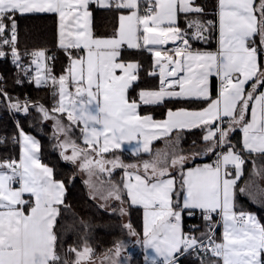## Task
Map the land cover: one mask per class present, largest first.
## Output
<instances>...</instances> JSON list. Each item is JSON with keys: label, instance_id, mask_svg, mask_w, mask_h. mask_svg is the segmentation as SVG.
Returning a JSON list of instances; mask_svg holds the SVG:
<instances>
[{"label": "snow or ice", "instance_id": "1", "mask_svg": "<svg viewBox=\"0 0 264 264\" xmlns=\"http://www.w3.org/2000/svg\"><path fill=\"white\" fill-rule=\"evenodd\" d=\"M93 2L101 8L128 11L119 16L112 36L93 34L89 11ZM203 12L195 0H0V58L8 54L7 47L26 75L35 66L30 83L53 88V97L58 99L51 110L42 104L32 106L43 119L55 121L61 158L87 173L85 184L92 198L121 205L127 198L131 205L143 208L142 244L147 264H178V254L189 250L210 253L215 258L211 264H264V224L251 213L236 210L238 192L264 204V187L251 181L254 193L238 185L244 174L242 153L264 156V91L260 90L264 89V0H218L215 22L200 19ZM33 13L58 17V47L68 57V65L58 77L47 63L54 57L47 56L45 50L31 52L29 66L20 63L17 15ZM214 29H218L215 52L193 48L192 42L207 43ZM169 43L176 47L167 49ZM125 45L146 49L152 55L149 75L159 70V88L140 90L138 99H130L128 91L139 79L140 64L119 60ZM213 76L220 81L215 98L210 87ZM0 95L10 100L2 89ZM166 100L205 106L199 110L169 108L162 121L139 112L141 105H161ZM9 107L27 114L29 101L10 103ZM225 117L227 128L217 123ZM73 125L80 128L83 147L70 138ZM192 128L206 129L203 152L185 155L176 150L177 137L170 141L171 152L153 153L154 140ZM236 128L242 132L240 150L229 139ZM13 140L20 146L19 159L0 161V264H92L93 249L86 240L82 248L69 246L67 252L75 256L72 261L57 251L55 229L64 205L65 184L54 179L53 169L41 163L38 140L22 128ZM132 141L136 142L131 148L133 155L149 153L151 159L126 164L119 156L106 157ZM208 153L216 156L211 164L186 167L189 160ZM117 168L124 170L119 183L111 180ZM103 173L109 179L98 185L92 178L99 179ZM252 175L264 180V169L254 165ZM25 193L31 201L23 199ZM197 210L208 222L207 232L199 237L183 227L184 215L192 216ZM120 213L125 214L123 207ZM214 215L223 223L220 242L215 239ZM80 227L89 225L81 220ZM124 227L130 235H137L130 224ZM121 247L118 242L109 253L119 257ZM105 258L110 257L105 254ZM111 264L119 262L113 259Z\"/></svg>", "mask_w": 264, "mask_h": 264}, {"label": "trees", "instance_id": "2", "mask_svg": "<svg viewBox=\"0 0 264 264\" xmlns=\"http://www.w3.org/2000/svg\"><path fill=\"white\" fill-rule=\"evenodd\" d=\"M196 4L204 9L200 14L202 20L217 21L218 0H195ZM259 0H257V3ZM92 14V31L97 37L112 36L117 30L118 17L124 10L100 9L95 5H90ZM181 25L184 24V17H180ZM18 24V44L17 47L21 56V65L30 63L26 57L29 50L46 49L54 55L53 74L57 77L63 74L64 69L68 65V57L64 50L56 47V16L55 14H27L17 15ZM217 40V32L214 29L209 35L207 44L200 42H192L194 49H205L215 46ZM9 52L7 47L4 49ZM120 60L124 62L132 61L140 64L139 79L132 85L128 91L130 99H138V93L142 89H158V70L155 69L156 75H149L153 71V57L147 50H122ZM264 62V55L261 56ZM20 81V83H17ZM248 87V86H247ZM0 89L8 94L9 99H5L0 95V161L5 159L19 158V144L14 142L13 138L18 137L19 130L22 128L26 134L34 136L40 143L39 158L41 163L53 169V176L56 180H62L65 184L64 205H61V215L57 218V226L55 231L58 235L57 251L62 257H67L69 261L75 259L74 254L68 253L69 246L82 248L85 240L93 249L92 263L95 261L106 260L105 254L109 257L110 249L120 242V255L128 259V264H146L142 240H143V217L142 209L129 204L127 198L125 203L120 204L119 201L113 200L107 207L100 205L89 198L84 181L79 177L72 163L63 160L60 155V149L57 146V137L54 134L53 127L42 122L41 113L32 105L42 104L45 108L51 110L56 104L58 97H53V88L37 87L30 83L25 73L12 63L9 56L0 59ZM216 96L215 89H212V97ZM25 100L29 101V112L25 114L17 112L9 107L10 103L19 101L21 104ZM205 106L199 102L187 103L177 102L175 100L165 101L161 105H141L139 112L141 115H151L154 119H163L169 108L176 110L178 108H187L189 110H197ZM58 115V114H57ZM63 122L68 124L66 116ZM19 123V128L17 124ZM228 124L224 126L227 128ZM204 133L203 128H196L189 131L174 132L170 139L174 136L179 137L180 148L185 155L192 152H203L205 142L202 139ZM72 136L77 144L84 146L81 142L80 128L72 126ZM231 143L236 146L237 150L242 148L240 129L236 128L229 137ZM165 140H158L152 144L153 153L166 143ZM242 155L245 158L244 174L238 181L240 187H246L255 181L261 187H264V180L258 176L252 175L253 166L256 169H264V156L260 154H251L244 151ZM119 156L126 164H140L144 160H149L151 155L140 154L134 156L128 152L115 150L106 157L113 158ZM212 153L197 156L193 160H189L186 167H193L198 163L211 162ZM124 170L117 168L111 173L112 182L119 183L123 177ZM108 179L109 178H105ZM67 205V207H65ZM125 209V214L120 213V208ZM115 209V211H113ZM236 210L252 213L257 220L264 224V204L258 200L254 201L246 194L237 193ZM86 222L89 227L83 229L80 227V221ZM183 223L185 225L195 226V232L199 237L202 232H207L208 224L204 221H196L194 218L184 215ZM73 224L75 227L68 228ZM130 224L132 229L137 233L133 236L129 234V230L124 227ZM216 240H220V233L215 235ZM215 258L207 257L202 259H194L193 254L189 253L178 259V264H201L203 260L205 264H211V260ZM217 264H220L217 261Z\"/></svg>", "mask_w": 264, "mask_h": 264}, {"label": "crops", "instance_id": "3", "mask_svg": "<svg viewBox=\"0 0 264 264\" xmlns=\"http://www.w3.org/2000/svg\"><path fill=\"white\" fill-rule=\"evenodd\" d=\"M91 4H93V5H95L96 7H98V8H100V9H105V8H101V7H99L98 6V4H96L95 2H93V3H90L89 4V7H90V5ZM89 11H90V8H89ZM91 12V11H90ZM217 12H218V7H217ZM33 14H44V13H33ZM50 14H52V13H50ZM121 14H125V15H127L128 14V11L127 10H124L123 12H121L120 14H119V16L121 15ZM24 15H27V14H24ZM181 15H183V14H181ZM55 16H56V23H57V25H56V47L58 48V49H60L59 47H58V17H57V15L55 14ZM217 19H218V17H217ZM118 26H119V17H118ZM118 26H117V28H118ZM91 27H92V15H91ZM216 32H217V40H216V44H215V46H213V47H210V48H205V49H199V50H202V51H212V52H215L216 50H217V48H218V29H216ZM208 41H209V39H208ZM200 43H204V42H200ZM208 43V42H207ZM207 43H204V44H207ZM167 49H174L175 47H176V45H174V44H172V43H169L168 45H166L165 46ZM62 50V49H61ZM122 50H142V49H128L127 48V46L125 45V46H123L122 47V49H121V51ZM143 50H146V49H143ZM84 53L83 52H81V55H83ZM119 60H120V57H119ZM124 62V61H123ZM128 62H132V61H128ZM125 63H127V62H125ZM157 70H158V68H157ZM158 72H159V70H158ZM117 74H119V72L117 73ZM158 81H159V75H158ZM136 82V81H135ZM135 82H133V84L135 83ZM219 84H220V81H219V79L216 77V76H213V77H211L210 78V87H211V93H212V89L214 90L215 89V91H216V94H217V90H218V88H219ZM247 87V86H246ZM73 92L75 91V88L73 87L72 89H71ZM261 91H264V89H260ZM216 97V96H215ZM214 97V98H215ZM167 101V100H166ZM197 110H199V109H197ZM166 116H167V112H166V115H165V117L163 118V119H154V120H156V121H162V120H164V119H166ZM248 118H250V110H249V117ZM224 120L225 121H227L228 120V118L227 117H225L224 118ZM42 122H43V120H42ZM45 122V121H44ZM45 123H48V124H50L51 125V123H49V122H45ZM218 123V122H217ZM67 125V124H66ZM52 126V125H51ZM53 127V126H52ZM81 127H82V125H81ZM193 129H196V128H192V129H184V130H180V131H189V130H193ZM180 131H173L172 133H171V135L174 133V132H180ZM205 132H206V129H204V133H203V135L205 134ZM240 133H241V144H242V132H241V130H240ZM27 135H30V134H27ZM72 135V134H71ZM170 135V136H171ZM203 135H202V138H203ZM30 136H32V135H30ZM32 137H34V136H32ZM35 138V137H34ZM177 138V136H174L173 138H171L170 139V137H162V138H160V139H157V140H154L153 142H152V144L153 143H155L156 141H158V140H165V139H167V141H166V143L165 144H167V143H170V141H172V140H174V139H176ZM36 139V138H35ZM37 140V139H36ZM81 142H82V144H83V139H82V134H81ZM135 141H132L131 142V144H129L128 142H124L123 144H122V147L120 148V149H113L112 151H115V150H120V151H125V152H128V153H130V154H132L133 155V153H132V151H131V148L135 145ZM151 148H152V145H151ZM140 154H148V153H143V152H141ZM139 154V155H140ZM255 154V153H254ZM19 155H20V146H19ZM39 155V154H38ZM134 156H138V155H134ZM19 159V158H18ZM43 164V163H42ZM203 164H211V162H202V163H198V164H196L195 166H193V167H196V166H199V165H203ZM45 165V164H44ZM123 175H124V173H123ZM14 187H16V188H18L19 187V184H15V185H13ZM23 199H25V200H27V201H31L32 200V198L30 197V195L29 194H27V193H25L24 194V196H23ZM129 204L131 205V203L129 202ZM131 206H134V207H139V208H141L142 209V217H143V226H144V210H143V208L141 207V206H139V205H131ZM25 209H27V205H25ZM143 228V227H142ZM220 239H221V231H220ZM143 253H144V255H145V252H144V249H143ZM145 258V257H144ZM145 262H146V260H145ZM92 264H95L94 262L92 263ZM146 264H147V262H146Z\"/></svg>", "mask_w": 264, "mask_h": 264}, {"label": "rangeland", "instance_id": "4", "mask_svg": "<svg viewBox=\"0 0 264 264\" xmlns=\"http://www.w3.org/2000/svg\"><path fill=\"white\" fill-rule=\"evenodd\" d=\"M41 119L43 120V122L45 121V122H49V123H51V125L53 126V129H54V123H55L54 120H52V119L45 120V119H43L42 114H41ZM63 123H64V122H63ZM64 124H65V123H64ZM65 125H66V124H65ZM54 131H55V129H54ZM71 134H72V131H71V133H70V138L74 140V138H73V136H72ZM60 139H63V136H61ZM175 140H176V139H174V140H172V141H175ZM175 147H176V150H178V151H182L181 148H180V143H179V142H178V145H176ZM58 148H59V147H58ZM59 149H60V148H59ZM158 150H166V151L171 152V151L173 150V145H172L171 143H167V144H164L163 147L159 148ZM60 151H61V150H60ZM68 154H70V150H69V153H68ZM109 159H112V158H109ZM150 159H151V158H150ZM142 162H143V161H142ZM142 162H140V164H141ZM72 164H73V163H72ZM73 165H74V167H75V169H76L77 174L79 175V177H80V178L84 181V183H85V181L88 179V175H87V173L80 171L79 168L77 167V164H73ZM105 178H109V176H108L107 173L100 174L99 179H97V177H93L92 179H93L94 181H96V183L99 185L100 180L107 181V179H105ZM85 185H86V184H85ZM246 187H248L250 191H252V192H254V193L256 192V188H255L253 185L249 184V185L246 186ZM86 189H87V192H88V196H89V198H91L92 200H95L99 205H101V204H106L105 207H107V206L109 205V203H111V202L113 201V200H110V201L105 202V201H103V200H100L99 197H97L96 199H93L92 196L90 195V190H89V187H88L87 185H86ZM251 198H252V197H251ZM252 199H253V198H252ZM253 200H254V199H253ZM257 200H258V199L254 200V201H257ZM197 211H198V210H197ZM251 214H252V213H251ZM252 215H254V214H252ZM254 216H255V215H254ZM255 217H256V216H255ZM222 233H223V223H222V226H221V239L219 240V242L222 240ZM142 247H143L144 252H145V254H146V249L144 248L143 244H142ZM147 251H150V250H147ZM144 257H145V255H144ZM113 259H114V260H117V261L119 262V264H128V259H127L126 257L122 256V255H120L119 257H115V256L111 255L110 258L104 260V262H103V261H96V262L94 261V263H95V264H111V261H112ZM219 263L222 264V262H220V261H219Z\"/></svg>", "mask_w": 264, "mask_h": 264}, {"label": "built area", "instance_id": "5", "mask_svg": "<svg viewBox=\"0 0 264 264\" xmlns=\"http://www.w3.org/2000/svg\"><path fill=\"white\" fill-rule=\"evenodd\" d=\"M36 50H45L47 56L54 57V55L51 54V53H49L48 50H46V49H35V50H29V51L26 53V57L29 59L30 63L24 65V67H27V66H29V65L31 64L32 57H31L29 54H30L31 52H33V51H36ZM7 53H8V54H7L5 57H2V58H0V59L3 60V59H5L7 56H9L11 62L14 63V62H13V57L11 56L10 51L7 52ZM47 63H48L49 66L52 68V66H53V59H52V60H48ZM14 64H15V63H14ZM31 67H32L33 71L30 72V73L27 74V75L25 74V76H26V78H27L28 81H29L30 77H31L32 75H34V68H35V66L32 65ZM33 84H34V83H33ZM34 85H35V84H34ZM35 86H36V85H35ZM218 123L220 124L221 127H224V126H226L227 121L224 120V122H218ZM215 159H216V156H215L214 154H212V156H211V163H212ZM190 217L194 218V220H196V221H204L199 211H196L195 214L192 215V216H190ZM204 222H206V221H204ZM206 223L208 224V222H206ZM213 223H214V225H215V235H216L217 232L220 233V231H221L222 220H221V218H220L219 216H215V215H214V217H213ZM183 227H184V231H185V232H193V233L197 236V234H196L195 229H194L193 226H191V225H185V224L183 223ZM216 241L219 242V240H216ZM189 253H192V254H193L194 259H202V258L211 257V254H210V253L205 254V253L202 252V251H193V250H189L188 252L184 253L183 255H186V254H189ZM183 255H179V254H178V259H179L181 256H183Z\"/></svg>", "mask_w": 264, "mask_h": 264}, {"label": "water", "instance_id": "6", "mask_svg": "<svg viewBox=\"0 0 264 264\" xmlns=\"http://www.w3.org/2000/svg\"><path fill=\"white\" fill-rule=\"evenodd\" d=\"M68 163H71V162H68ZM87 190V189H86Z\"/></svg>", "mask_w": 264, "mask_h": 264}]
</instances>
